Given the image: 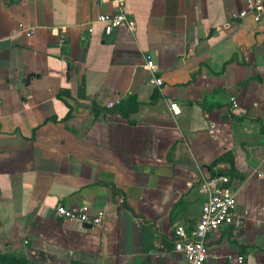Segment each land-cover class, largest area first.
Returning a JSON list of instances; mask_svg holds the SVG:
<instances>
[{"label": "crops", "instance_id": "obj_1", "mask_svg": "<svg viewBox=\"0 0 264 264\" xmlns=\"http://www.w3.org/2000/svg\"><path fill=\"white\" fill-rule=\"evenodd\" d=\"M246 8L125 0L135 30L104 35L111 0H0V264H184L174 227L190 232L215 173L235 217L206 264H264V16L233 18Z\"/></svg>", "mask_w": 264, "mask_h": 264}, {"label": "built area", "instance_id": "obj_2", "mask_svg": "<svg viewBox=\"0 0 264 264\" xmlns=\"http://www.w3.org/2000/svg\"><path fill=\"white\" fill-rule=\"evenodd\" d=\"M111 4L112 12L100 14L96 18V21L102 24L104 35H111L121 26L133 32L135 21L125 10V0H111ZM248 14H251L255 21H259L264 16V0H247V8L233 14V18L244 19ZM92 29L91 22L87 23V34H90ZM25 31L27 35L32 33L31 29H25ZM87 34L81 38L86 40ZM144 67L150 73L148 82L160 89L164 81L158 75L156 65L149 54L146 55ZM230 100L232 108H237L236 98L231 97ZM120 103V100L108 102L107 108H113ZM169 106L173 114L180 112L177 103L171 102ZM229 182V176L221 173L205 177L201 182V191L205 193L206 199L201 207L199 218L190 232H187L181 224L174 227V249L183 254L184 264H206L208 233L216 232L221 226L233 223L236 198ZM54 213L59 218L77 221L84 225H98L103 219V211H93L87 206L68 207L57 203ZM238 260L241 261L242 256H239Z\"/></svg>", "mask_w": 264, "mask_h": 264}, {"label": "trees", "instance_id": "obj_3", "mask_svg": "<svg viewBox=\"0 0 264 264\" xmlns=\"http://www.w3.org/2000/svg\"><path fill=\"white\" fill-rule=\"evenodd\" d=\"M128 99H131V100H133L134 99V97L133 96H129L128 97ZM127 99V100H128ZM135 101V100H134ZM135 107H137V104L135 103ZM136 109V108H135ZM135 109H132V110H135ZM68 115V114H67ZM67 117V116H66ZM218 161V160H217ZM217 161H215L216 163H217ZM3 259H6V257H4V256H0V262H2L3 261Z\"/></svg>", "mask_w": 264, "mask_h": 264}]
</instances>
